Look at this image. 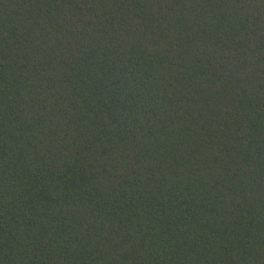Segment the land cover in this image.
<instances>
[{"label": "trees", "instance_id": "1", "mask_svg": "<svg viewBox=\"0 0 264 264\" xmlns=\"http://www.w3.org/2000/svg\"><path fill=\"white\" fill-rule=\"evenodd\" d=\"M0 264H264V0H0Z\"/></svg>", "mask_w": 264, "mask_h": 264}]
</instances>
